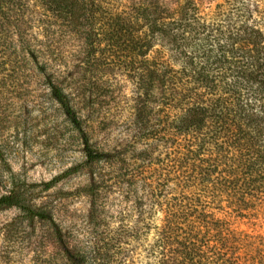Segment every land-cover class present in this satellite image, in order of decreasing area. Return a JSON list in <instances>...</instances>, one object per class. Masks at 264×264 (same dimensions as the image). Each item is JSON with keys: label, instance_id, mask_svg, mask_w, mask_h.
<instances>
[{"label": "trees", "instance_id": "16d2710c", "mask_svg": "<svg viewBox=\"0 0 264 264\" xmlns=\"http://www.w3.org/2000/svg\"><path fill=\"white\" fill-rule=\"evenodd\" d=\"M32 1L45 18L27 33L21 7ZM108 1L0 0V93L49 91L82 145V160L43 190L81 171L90 181L80 193L102 220L112 193L139 205L131 232L156 238L130 264H264V0ZM64 34L81 45L78 66L67 63ZM119 76L144 91L127 118L132 142L154 139L130 157L91 141L88 115L66 92L117 89ZM1 101L0 183L9 189L0 210L46 225L67 264H92L63 238L53 203L11 171Z\"/></svg>", "mask_w": 264, "mask_h": 264}, {"label": "rangeland", "instance_id": "374dc122", "mask_svg": "<svg viewBox=\"0 0 264 264\" xmlns=\"http://www.w3.org/2000/svg\"><path fill=\"white\" fill-rule=\"evenodd\" d=\"M108 4L114 7L118 2L109 0ZM21 10L27 33L34 31L41 25L39 20L45 18L37 2L23 5ZM60 41L70 68L78 66L82 57L81 45L68 34L61 36ZM115 81L117 89L66 92L75 97L79 114L88 115L86 121L92 129L91 141L118 152L128 148L125 156L130 157L154 139L132 142L127 118L141 105L139 100L144 91H137L131 78L119 76ZM40 88L36 87L37 91L0 93L1 110L9 118L2 131L11 171L29 186L39 202L53 203V215L63 238L70 247L84 253L90 263L97 264L101 258L99 253L106 254L103 257L109 264L121 260L130 264L134 259L140 260L156 237L154 232L144 235L140 229L131 232L130 227L134 225L131 222L137 219L139 205L134 210L126 208L112 193L105 199V219L102 220V214L99 215L98 210L92 212L87 196L80 193L90 181V175L81 171L67 175L53 187L43 190L42 183L63 174L82 160V145L60 105L49 91ZM164 92L169 95V91ZM84 96L88 104L81 101ZM8 189L9 185L0 183V195ZM109 242L108 250L105 248L99 252L98 248ZM0 264L67 263L49 238L46 225L40 226L16 207H8L0 210Z\"/></svg>", "mask_w": 264, "mask_h": 264}]
</instances>
